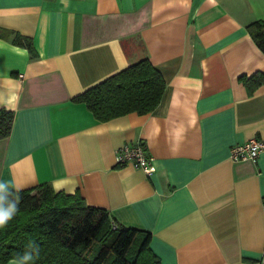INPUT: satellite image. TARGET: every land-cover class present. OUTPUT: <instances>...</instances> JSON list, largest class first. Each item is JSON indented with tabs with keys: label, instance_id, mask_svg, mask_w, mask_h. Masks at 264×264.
Returning <instances> with one entry per match:
<instances>
[{
	"label": "crops",
	"instance_id": "obj_1",
	"mask_svg": "<svg viewBox=\"0 0 264 264\" xmlns=\"http://www.w3.org/2000/svg\"><path fill=\"white\" fill-rule=\"evenodd\" d=\"M257 20L264 0H0V109L14 114L0 181L78 193L148 232L160 264H260L264 153L229 157L264 140V84L248 93L240 80L264 74L246 29ZM142 59L165 82L151 112L99 122L73 100ZM138 142L150 175L115 162Z\"/></svg>",
	"mask_w": 264,
	"mask_h": 264
},
{
	"label": "trees",
	"instance_id": "obj_2",
	"mask_svg": "<svg viewBox=\"0 0 264 264\" xmlns=\"http://www.w3.org/2000/svg\"><path fill=\"white\" fill-rule=\"evenodd\" d=\"M246 29L264 53V22L253 21ZM7 33L13 44L35 55L28 38ZM240 80L251 93L264 84V74L257 72ZM164 87L159 71L142 59L73 100L83 103L95 120L104 122L131 112H151ZM13 116V111L0 109V140L9 136ZM17 194L19 211L0 228V264L19 262L30 250V241L38 245L39 255L27 264H160L149 248L148 232L116 224L105 209L86 204L78 193L57 192L49 183H42ZM262 200L264 203V196Z\"/></svg>",
	"mask_w": 264,
	"mask_h": 264
},
{
	"label": "built area",
	"instance_id": "obj_3",
	"mask_svg": "<svg viewBox=\"0 0 264 264\" xmlns=\"http://www.w3.org/2000/svg\"><path fill=\"white\" fill-rule=\"evenodd\" d=\"M262 153H264V140L252 137L241 144L232 146L229 157L233 162L255 161ZM115 162L119 165L130 164L135 168H140L146 175H150L154 171L151 159L141 142L119 148L116 151ZM260 264H264V251L260 258Z\"/></svg>",
	"mask_w": 264,
	"mask_h": 264
},
{
	"label": "clouds",
	"instance_id": "obj_4",
	"mask_svg": "<svg viewBox=\"0 0 264 264\" xmlns=\"http://www.w3.org/2000/svg\"><path fill=\"white\" fill-rule=\"evenodd\" d=\"M17 189L15 192L12 186L5 181H0V228L8 224L19 211V196ZM29 251H26L18 264H27L34 259V255H39V248L35 242L30 241L28 244Z\"/></svg>",
	"mask_w": 264,
	"mask_h": 264
}]
</instances>
